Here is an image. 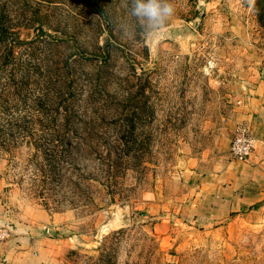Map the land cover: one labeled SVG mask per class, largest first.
<instances>
[{
	"label": "rangeland",
	"instance_id": "1",
	"mask_svg": "<svg viewBox=\"0 0 264 264\" xmlns=\"http://www.w3.org/2000/svg\"><path fill=\"white\" fill-rule=\"evenodd\" d=\"M172 3L154 43L126 0H0V264H264V204L201 205L244 162L264 0Z\"/></svg>",
	"mask_w": 264,
	"mask_h": 264
},
{
	"label": "crops",
	"instance_id": "2",
	"mask_svg": "<svg viewBox=\"0 0 264 264\" xmlns=\"http://www.w3.org/2000/svg\"><path fill=\"white\" fill-rule=\"evenodd\" d=\"M256 93L259 97L247 117L256 139L254 150L248 161L241 165L237 163L239 175L233 171L231 179L221 184V190L218 188L219 180H216V190L209 192L206 200L201 201L209 221L215 222L249 206L264 204V81Z\"/></svg>",
	"mask_w": 264,
	"mask_h": 264
},
{
	"label": "clouds",
	"instance_id": "3",
	"mask_svg": "<svg viewBox=\"0 0 264 264\" xmlns=\"http://www.w3.org/2000/svg\"><path fill=\"white\" fill-rule=\"evenodd\" d=\"M126 3L128 14L141 25L148 39L158 43L165 37L167 23L175 11L172 0H126Z\"/></svg>",
	"mask_w": 264,
	"mask_h": 264
},
{
	"label": "built area",
	"instance_id": "4",
	"mask_svg": "<svg viewBox=\"0 0 264 264\" xmlns=\"http://www.w3.org/2000/svg\"><path fill=\"white\" fill-rule=\"evenodd\" d=\"M255 141L247 126L240 127L231 142V155L238 160L248 161L254 150Z\"/></svg>",
	"mask_w": 264,
	"mask_h": 264
},
{
	"label": "water",
	"instance_id": "5",
	"mask_svg": "<svg viewBox=\"0 0 264 264\" xmlns=\"http://www.w3.org/2000/svg\"><path fill=\"white\" fill-rule=\"evenodd\" d=\"M188 33H190V31H189L188 29H186V31H184L182 34H183V35H186V34H188Z\"/></svg>",
	"mask_w": 264,
	"mask_h": 264
}]
</instances>
